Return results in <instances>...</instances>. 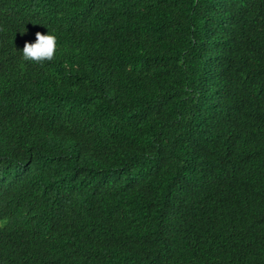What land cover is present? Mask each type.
<instances>
[{
    "label": "trees",
    "instance_id": "1",
    "mask_svg": "<svg viewBox=\"0 0 264 264\" xmlns=\"http://www.w3.org/2000/svg\"><path fill=\"white\" fill-rule=\"evenodd\" d=\"M0 264H264V0H0Z\"/></svg>",
    "mask_w": 264,
    "mask_h": 264
},
{
    "label": "clouds",
    "instance_id": "2",
    "mask_svg": "<svg viewBox=\"0 0 264 264\" xmlns=\"http://www.w3.org/2000/svg\"><path fill=\"white\" fill-rule=\"evenodd\" d=\"M24 33V32H23ZM21 33V34H23ZM57 50V36L48 30L47 34L37 31L34 42H25L21 53L24 61L43 63L52 61Z\"/></svg>",
    "mask_w": 264,
    "mask_h": 264
}]
</instances>
